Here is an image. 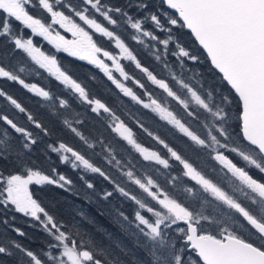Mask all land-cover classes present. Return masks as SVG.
<instances>
[{"label": "snow or ice", "instance_id": "6c2138e0", "mask_svg": "<svg viewBox=\"0 0 264 264\" xmlns=\"http://www.w3.org/2000/svg\"><path fill=\"white\" fill-rule=\"evenodd\" d=\"M42 74L59 90L26 78ZM0 82L38 100L0 87V264H125L84 239L82 208L57 218L45 186L130 203L110 211L143 252L134 264H264V0H0ZM16 215L44 237L34 248Z\"/></svg>", "mask_w": 264, "mask_h": 264}, {"label": "trees", "instance_id": "16d2710c", "mask_svg": "<svg viewBox=\"0 0 264 264\" xmlns=\"http://www.w3.org/2000/svg\"><path fill=\"white\" fill-rule=\"evenodd\" d=\"M112 3H122L123 0H111ZM127 39V37H125ZM184 40H188L189 37L185 33L183 35ZM129 43H131L129 41ZM8 50H11V45H8ZM134 48L139 50L140 46L133 45ZM61 62L65 68H68L70 71H73L75 75L82 79L84 83L88 85V87L92 90L93 94L98 96L100 99L106 101L114 108H117L118 111L122 110L123 106L118 104L116 99V94H114L115 90L111 89V86L103 81L98 79L96 82H93L88 79L90 75L89 69L83 64H72L69 62L68 58H66V54L63 57H60ZM142 61L147 65L150 63L149 59L146 55L141 54ZM128 70L132 71L131 66H128ZM27 79H32L39 82L41 85L51 88L53 91H58V87L56 84L51 83L50 79L47 78L46 74H42L41 77H26ZM0 87L6 88L10 93L15 95L22 103L28 106L33 111L37 110L38 100L34 98L31 94L26 93L21 90L19 86L14 84H8L6 82H0ZM125 105L132 108L135 111V107L131 105V102L127 100V98H123ZM3 101H0V107L3 106ZM149 126H151L154 130L159 131V129L155 128V125L151 124L149 120ZM90 127V126H89ZM63 136V134H61ZM137 138L144 142L145 145H150L152 142L140 133H137ZM173 143L178 144L179 141H172ZM153 147H155L153 145ZM136 154H133L135 156ZM135 162V160H134ZM139 166V165H138ZM61 172H64L69 178L74 181L75 188L74 190H83V186L78 179V175L75 172L68 170L67 168L62 167L60 169ZM154 174V173H153ZM98 185H102L104 182L102 180L97 179ZM183 187V186H181ZM37 195L41 198L45 206L59 219H63L69 222L79 221V217L76 216V210L82 208L88 215L95 219L96 226H92L89 224H82V228L85 232L84 239L91 240L95 245V250L103 251V253L108 258H118L120 261L125 262V264H134V262L143 257V252L136 247L133 238L124 233L119 224L114 219V215L111 213L110 209L120 208L125 211L129 215H131L132 205L130 203L124 202L120 198H114L107 205H97L91 204L86 205L82 199H77L76 196L70 194L69 192L62 191L57 187L45 186L43 191L38 192ZM189 199H192L189 197ZM103 211V215L99 213ZM5 213L3 210H0V220L3 219ZM8 216H11L12 213L8 212ZM16 227L23 229L27 233V238L15 237L16 239H20L22 243L26 246L35 247V244H30V240H35L36 243H40L43 241L44 237L41 232L37 231L34 227H29V221L23 216L16 215L15 220L13 221ZM100 230H97V229ZM5 226L0 224V233H4ZM7 235L15 236L10 230ZM143 238H141V241ZM117 244L121 245L124 248V251H121L120 248L117 247ZM103 258V257H102Z\"/></svg>", "mask_w": 264, "mask_h": 264}]
</instances>
